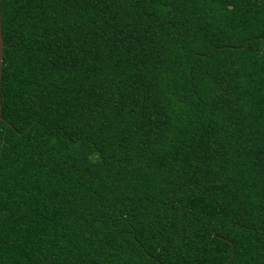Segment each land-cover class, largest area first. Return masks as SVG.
I'll return each mask as SVG.
<instances>
[{"label":"trees","instance_id":"obj_1","mask_svg":"<svg viewBox=\"0 0 264 264\" xmlns=\"http://www.w3.org/2000/svg\"><path fill=\"white\" fill-rule=\"evenodd\" d=\"M0 4V264H264V0Z\"/></svg>","mask_w":264,"mask_h":264},{"label":"water","instance_id":"obj_2","mask_svg":"<svg viewBox=\"0 0 264 264\" xmlns=\"http://www.w3.org/2000/svg\"><path fill=\"white\" fill-rule=\"evenodd\" d=\"M4 37H3V28H2V11L0 4V124L2 121V103H1V86H2V70L4 62Z\"/></svg>","mask_w":264,"mask_h":264}]
</instances>
